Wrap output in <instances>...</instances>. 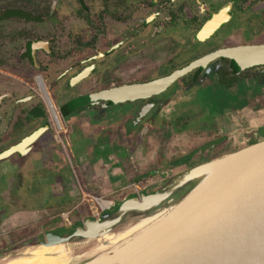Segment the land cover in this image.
I'll list each match as a JSON object with an SVG mask.
<instances>
[{"label":"flooded vegetation","instance_id":"1","mask_svg":"<svg viewBox=\"0 0 264 264\" xmlns=\"http://www.w3.org/2000/svg\"><path fill=\"white\" fill-rule=\"evenodd\" d=\"M259 44H264V0H0V155L18 148L38 128L45 129L25 157L19 148L0 159V201L12 188L9 205L17 202L16 182L26 168H38L26 160L39 143L59 141L51 108L64 138L73 135L72 114L92 123L85 110L98 108V125L121 122L123 140L138 138L146 147L137 155L123 150L117 160L121 171L115 172L118 162L112 163L109 171L115 177L99 180L95 189H86L79 175L81 190L108 198L138 190L151 168L179 160L185 165L200 162L223 153L225 144L234 146L235 138L245 142L247 129L264 122V73H257L264 66L243 67L216 53ZM193 63L153 97L113 106L100 100L98 105L66 109L84 95L163 79ZM88 68V77L70 86L71 78ZM220 137L215 146L210 144ZM108 139L100 136L98 144L110 143ZM71 145L67 141L73 169H78L80 162L71 151L76 140ZM3 209L0 250L54 219L50 215L26 225L19 213L6 217Z\"/></svg>","mask_w":264,"mask_h":264},{"label":"water","instance_id":"2","mask_svg":"<svg viewBox=\"0 0 264 264\" xmlns=\"http://www.w3.org/2000/svg\"><path fill=\"white\" fill-rule=\"evenodd\" d=\"M217 52L227 54L243 67L264 66V44ZM193 65L163 79L84 95L66 109L98 105L100 100L113 106L153 97ZM88 71L89 68L72 77L70 86L88 77ZM149 107L150 104L141 109L138 120L146 115ZM124 109L127 110L126 107ZM71 116L78 120L74 114ZM44 130V127L38 128L18 148L12 146L1 154L0 159L9 158L19 148L25 157V150L28 148L29 151V146L41 138ZM77 133L72 131L76 143L80 137ZM245 135L246 141H235L233 149L193 165H185L179 160L149 170L142 177V182L148 181V184L135 193L109 201V207H102L101 212L82 221L50 226L42 233L0 250V264H6L15 257H29L25 253L31 248L67 246L81 241H94L95 245L82 254L71 256V264H264V124L257 129H247ZM218 142L219 139L210 144L214 146ZM36 166L40 168V163ZM20 191H17V202L13 205H9L12 194L1 199L0 207H4L6 217L35 210L20 206ZM67 197L74 199L72 195ZM177 203L182 204L166 219L146 228L134 239L91 254L109 242L107 235L124 232ZM19 251L24 253L11 255Z\"/></svg>","mask_w":264,"mask_h":264},{"label":"rangeland","instance_id":"3","mask_svg":"<svg viewBox=\"0 0 264 264\" xmlns=\"http://www.w3.org/2000/svg\"><path fill=\"white\" fill-rule=\"evenodd\" d=\"M261 70L262 71H257V73L259 74L264 73V69ZM113 120L115 121L114 118ZM220 121L223 123V120ZM220 121L218 122V124H220ZM262 121H264V118L262 119ZM74 123L75 124L73 125L72 127L73 130H71V132L72 131L78 132L77 134L78 136H80L79 138L81 139L82 138L84 139L86 138V136L89 135L96 137L106 136L110 138L108 139V141L113 145L114 142L112 140L116 141L118 144H120L119 140H123L122 137L123 132L120 131L123 129L122 126L123 123L121 122H116V125L114 126H110V123L107 124L103 123L101 125L93 126L88 118H79L77 122L75 120ZM196 123H192L190 126L192 127L197 126L198 123L197 124ZM54 128L57 133L56 137H58L59 141L57 140V138H55L54 140L51 139L53 141L51 143V140L49 138V140L45 139L43 142H40L39 146L37 147L38 149L33 153L32 156L27 157L26 160L28 166L31 164L36 165V163L38 164L39 162L40 168H36L35 166L32 168L30 167L26 168L21 172L22 177L20 182H16V185L18 186L17 189L21 190L18 201L20 206L39 209L38 212H35L36 210H27L24 213L21 214L19 213L18 215H21L19 216L21 219L20 221L21 223L26 225H30L31 223L38 224L40 223L41 220L47 218L48 216L50 217V215L54 216L53 217L54 219H52V221L51 219H48L44 226H40L39 228H37L35 232L26 235V237L24 238L36 235L38 233H42L45 229L49 228L50 226H54L56 224L59 225L69 224L79 220L82 221L84 218H86L89 215H93L101 212L102 207L99 205L97 201L98 198L104 201H111L115 199H121L126 194L135 193V191H129L126 193L118 194L116 198L113 197L108 198L103 196L104 194L93 195L90 192L88 193L85 189H82L83 190L82 191L80 188L81 181L79 182V173H78L79 171L78 169H73V165L71 161L72 157L71 154L68 153L69 150L67 148V141L70 140L72 145H74L75 143V141L73 140L74 138L72 137L71 133L66 138L61 136L63 134V130L59 129L56 126L55 122H54ZM103 129H108V130L104 131ZM222 139L223 137H220L219 141H221ZM237 140L238 138H235V141ZM98 145H102V142ZM223 147H224L223 150L224 152L234 148V146H232L231 148L228 147V144H225ZM219 154L221 153H218L216 155ZM196 162H190L187 163L186 165L190 166ZM8 177L11 179L13 175L8 174ZM144 177L145 175L143 176V178ZM47 179L48 181H46ZM147 182H144L140 188L146 186L148 184ZM13 192L14 190L11 188L9 193L12 194ZM64 194H66L65 195L66 198L63 197ZM43 195H46V197L42 198ZM71 195L74 198L73 200L72 198L67 197ZM53 206L55 207V209L53 208V210L51 209L48 211V209L52 208ZM67 207H68L67 211L63 210L64 208ZM124 228L125 226L121 227L119 230L121 231V229ZM85 243L91 244L92 246L95 245V242L93 241H81V242L71 243L68 245L73 248V253L74 255H76V254H82L83 252L89 250V245L86 244L88 246H85ZM32 249L33 248H31L30 250ZM22 253H24V251L12 252L11 255L15 256V255H20Z\"/></svg>","mask_w":264,"mask_h":264},{"label":"crops","instance_id":"4","mask_svg":"<svg viewBox=\"0 0 264 264\" xmlns=\"http://www.w3.org/2000/svg\"><path fill=\"white\" fill-rule=\"evenodd\" d=\"M87 115L92 116V123L96 126L98 125V108L85 110ZM90 139L79 138L74 149L71 148L73 154H75L76 159L80 162L78 165V173L83 179L84 186L86 189H95L98 187V181L104 178H114L115 173H110V166L112 163L118 162L123 150L129 149L132 155H137L141 151H145L146 147L141 145V141L138 138L134 140H119L120 144L116 141L114 145L112 143H107L103 145H98V137H95L93 141ZM130 141V143H128ZM212 143V142H211ZM215 146V145H214ZM72 147V145H71ZM141 148V150H140ZM121 154V155H120ZM135 156H132L131 160L134 161ZM114 171H119L121 168L120 163H115ZM121 171V170H120ZM90 192L89 190L87 191ZM97 195V194H96Z\"/></svg>","mask_w":264,"mask_h":264},{"label":"bare ground","instance_id":"5","mask_svg":"<svg viewBox=\"0 0 264 264\" xmlns=\"http://www.w3.org/2000/svg\"><path fill=\"white\" fill-rule=\"evenodd\" d=\"M39 83H40L44 98L48 100L49 98L46 93L44 85L41 84L40 81ZM49 111L51 112L52 118L56 126L59 129L62 128L61 122H60V119L58 118V114L56 110L51 108ZM97 201L101 207L107 208L110 206L109 201H104L99 198L97 199ZM181 204L182 203L173 204L172 206L166 209L160 210L153 216L141 220L137 225L130 227L126 229L124 232H121L117 235H107L106 239L109 242L100 246L97 249H94L91 254H94V253L97 254L100 250H106L109 247L123 245L124 243H127L131 239H134L136 236H138L146 228H150L156 223L166 219L172 212H174L177 208H179ZM86 244L88 243H85V246H88V245L89 247L92 246L91 244H88V245ZM27 254L30 256L29 257L28 256L15 257L13 259H10V261L7 262L6 264H71L73 260L70 259V257L74 256L73 248L69 245L67 246L55 245L51 247H36V248H33V250H29V251L27 250L25 255ZM78 258L80 259L81 257L79 256Z\"/></svg>","mask_w":264,"mask_h":264}]
</instances>
